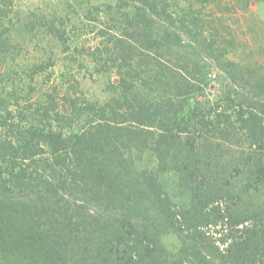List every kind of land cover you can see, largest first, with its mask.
Listing matches in <instances>:
<instances>
[{
	"label": "trees",
	"instance_id": "obj_1",
	"mask_svg": "<svg viewBox=\"0 0 264 264\" xmlns=\"http://www.w3.org/2000/svg\"><path fill=\"white\" fill-rule=\"evenodd\" d=\"M223 1L107 4L87 53L118 76L104 103L54 88L30 122L2 97L0 264H264V65L229 58L206 13ZM213 63L227 84L212 98ZM168 172L188 192L178 207Z\"/></svg>",
	"mask_w": 264,
	"mask_h": 264
},
{
	"label": "rangeland",
	"instance_id": "obj_2",
	"mask_svg": "<svg viewBox=\"0 0 264 264\" xmlns=\"http://www.w3.org/2000/svg\"><path fill=\"white\" fill-rule=\"evenodd\" d=\"M12 1L9 15L0 17L2 37H7L9 43V48L0 47V102L2 97L8 98L7 106L14 115H27L30 122H37V103L45 102L54 88L60 97L85 96L99 104L114 94L112 85L118 84L116 72H95L87 53L101 41L100 23L107 19L101 11L117 0ZM206 13L208 17L216 13L219 33L234 39L236 45L229 58L243 64L251 61L264 65V9L252 3L249 10H242L224 0ZM212 65V76L219 78L216 85L207 89L213 98L227 82L216 64ZM142 164L155 166L148 154L138 162L139 166ZM162 179L173 204L178 207L185 202L188 192L180 185L179 175L168 172L162 174ZM261 199L254 200L259 203ZM217 230L211 228L219 235ZM164 242L171 249L178 245L175 234L165 236Z\"/></svg>",
	"mask_w": 264,
	"mask_h": 264
}]
</instances>
